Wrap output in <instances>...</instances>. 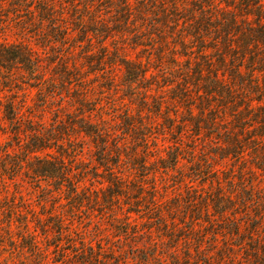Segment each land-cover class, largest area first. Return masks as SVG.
I'll return each mask as SVG.
<instances>
[{
	"label": "rangeland",
	"instance_id": "obj_1",
	"mask_svg": "<svg viewBox=\"0 0 264 264\" xmlns=\"http://www.w3.org/2000/svg\"><path fill=\"white\" fill-rule=\"evenodd\" d=\"M86 3L93 5L95 10L101 9L97 13L105 20L114 14L113 9L106 8V3L101 4L100 0L81 1L80 6ZM235 4L226 7L223 0L220 6L244 14V8ZM3 6L10 9L7 4ZM7 14L1 19L0 42L31 48L45 77H51L58 62L53 59H56L57 51L43 46L33 34L21 30L12 13ZM261 15L264 16V12ZM248 18L253 20L257 16L248 15ZM259 20L264 24L262 17L256 21ZM76 35L74 32L72 38ZM170 35L163 38L159 50L164 54L160 60L156 58L158 44L153 48L142 45L132 48V42L122 41L119 35L106 40L108 56L117 48L119 57L122 54L132 61H140L147 69L146 79L132 83L122 65L105 64V68L97 72H94L97 66H87L83 57L91 53L95 59L99 47L96 39L91 48H75L67 62L83 75L85 82L79 88L90 89L89 98L99 101L97 107L100 110L96 108L92 113L83 114L79 110L75 95L80 91L74 89L65 92L64 98H56L60 109L52 103L39 104L38 91L26 83L29 75L21 66H0V122L4 130L0 131V264H81L82 257L94 255L99 252V247L107 256L106 264L114 259L118 264H144L145 257L152 259L149 264H173L172 254L176 255L177 264H182L181 247L178 252L168 251V238L160 236L154 228L149 236L132 238L123 234L125 227L120 225L128 208L132 210L129 221L139 232L151 221L149 217H155L161 211L169 226L174 221L172 226L176 229L184 226L181 221H187L190 226L192 223L195 234L206 237H212V231L218 229L220 247L227 237L228 240L235 239L225 232L231 222L239 228V242L247 239L254 223L264 226V67L258 70L252 63V68L247 69L251 63L246 62L238 76L230 71L232 66L228 64V58V65H219L214 49L210 47L201 53L196 43H190L188 51L192 53L188 52L190 54L186 56L182 54L184 50L177 53L182 48L172 43L175 35ZM83 44L86 46V42ZM88 49L91 51L85 52ZM196 64L201 75L194 72ZM212 69L224 80L223 84L233 88L232 96L221 91L220 94L205 92ZM10 100L15 101L22 116L14 127L8 120L1 119L4 105ZM246 105L254 109L248 112L244 110ZM29 116L42 132L53 127L55 116L64 123L81 116L92 122L101 119L111 134V151L115 155L120 153L125 162L121 175H116L123 191L118 202L109 201L114 185L95 159L96 147L92 139L74 128L60 132L57 145L62 142L75 149L73 157L62 152V158L67 163L72 161L70 165L74 171L86 170L83 175L76 176L80 179V189L89 191L90 199L71 203L64 199L62 190L65 187L57 191L52 179L36 181L24 172L27 168L14 169L9 163L11 158L21 157V152L25 151L17 144L16 133L19 132L21 143H25L24 119ZM144 134L148 135L149 143H153L143 150L140 140ZM113 143L114 147L117 144L121 148L117 149L116 145L112 149ZM238 147L243 151L239 157L234 153ZM144 151L148 152L147 157H144ZM46 152L53 156L60 154L54 147L39 154ZM172 156L176 157L175 166L170 161ZM30 157L27 155L26 159ZM133 157L141 158L143 166L154 172H140L144 169L134 166ZM92 167L100 174L92 175ZM219 205L223 217L216 210ZM155 207L157 212L156 209L148 212L149 208ZM137 209L139 212H135ZM19 216L23 220L26 217L40 253L30 251V238L17 221ZM58 222L61 234L56 226ZM261 226L259 235L263 236ZM232 227L228 231L231 232ZM261 243H264L263 239ZM232 247L235 249L231 252L232 264H255L249 256L245 260L242 250ZM161 253L166 254L159 258ZM212 263L222 264L215 260Z\"/></svg>",
	"mask_w": 264,
	"mask_h": 264
},
{
	"label": "trees",
	"instance_id": "obj_2",
	"mask_svg": "<svg viewBox=\"0 0 264 264\" xmlns=\"http://www.w3.org/2000/svg\"><path fill=\"white\" fill-rule=\"evenodd\" d=\"M81 1L85 0H0V28L3 26V23H1L3 15L12 13V17L16 20L15 24L21 30L33 34L43 46L57 51V57L53 59H58V62L52 70L53 74L51 77H45L44 71H41L39 60L35 57V53L31 48L24 44L7 45L0 42V66L5 68L21 66L29 75L26 83L38 91L37 96L41 105H50L52 103L56 104L60 109L61 105L56 101V98L58 96L64 98L65 92H70L74 89L80 91L75 95V101L79 104L80 109H78L83 114L87 111L91 113L96 112L94 111L96 108L98 111L100 110L97 107L99 101L96 99L91 100L87 94L90 89L79 88L85 82L82 79L83 75L78 73L76 68L70 67L67 62L75 48H80V46L91 48L94 45L93 39H96L99 44L97 56L95 55V59H93L90 53L84 55L83 58L86 60L87 66H97L94 68V72L103 70L105 64L107 66L118 64L124 66L125 75L131 83L138 79H146L147 69H145L140 61H132L122 54L119 57V53L116 52L117 48L112 55L108 56L106 40L114 38L116 35H119L122 41H131L133 44L132 48L141 45L153 48L155 44H158L156 58L159 60L163 58L164 54L159 50L163 44V38L167 34H172L170 37L175 35L172 43L178 44L182 48L180 52L175 50L177 53H181L183 50L182 54L185 56L192 53V51H188L190 43H196L197 50L201 53L204 49L210 47L214 49V53L217 56L216 61L219 65L230 64L232 66L230 71L238 76H240L241 67L246 62L251 63L247 69L252 68V63H254V66L258 70L264 67V24L260 20L256 21L260 17L264 19V16L261 15L264 12L263 0H237V5L234 3L235 0L231 4L225 0L226 7L235 4L236 7L239 5L244 8L245 13L241 15L237 14L234 10H227L221 7L220 3L223 0H219L218 2L215 0H134V2L130 0H100L101 4L106 3V8L113 9L114 14L109 15L110 17L107 20L102 18L99 15L100 13H97L101 9L95 10L93 5L89 3L80 6ZM57 3L59 4L58 7ZM3 4H7L10 9L5 8ZM240 10L243 11V9ZM3 12L6 13L3 14ZM67 14H70V20ZM253 14L257 18L250 20L248 15ZM74 32L77 35L72 38ZM147 40L149 43H146ZM84 42H86V46L83 44ZM90 51L88 49L85 52L89 53ZM227 58L229 60L228 64L226 62ZM92 60L96 62L93 63ZM204 62L207 66L209 65L206 59ZM194 72L198 73V75L202 74L197 64L194 66ZM209 73L211 75L209 76V81L206 83L205 92L220 94L219 91H221L232 96L233 88L223 84L224 80L219 77L218 72H214L212 69ZM221 76L224 78V71H222ZM239 86L243 88L241 85ZM240 90L243 92V89ZM258 100L260 101L261 99ZM252 109L254 108L250 105H246L244 108L248 112H251ZM53 111H56V109H53ZM2 115L1 119L8 120L11 125L13 124V127L16 126L15 124L20 123L22 117L20 109L14 100H10L4 105ZM97 115L99 116L100 114L97 113ZM32 122V116L24 119L25 128L23 131L26 132L24 133L26 136L25 143H21L18 136L19 132L16 133L17 144L19 147H23L25 151L21 152V157L14 156L11 158V162L9 163L14 169L27 168V171L24 172L31 175L36 181L40 178L52 179L57 191H61L62 187H65L62 190L65 192L64 199L71 203H83L85 200L90 199L89 191L80 189V179L76 176L83 175L86 173V170L76 172L71 169L73 167L70 165L72 161L67 163L62 158V152L67 156L73 157L75 149L71 146L66 147L62 142L57 145L59 142L58 134L63 130L67 132L69 128H74L92 139L96 147L94 152L95 159L103 167L105 175L112 178L109 179V182H113L114 185V189L109 196L110 199H108L109 201L114 200V202H118L119 196L123 191L119 185L120 178L116 175H121L122 165L125 162L120 153L115 155L111 151L109 143L111 134L102 125L103 121L101 119L92 122L90 119H85L81 116L77 120L70 119L69 122L67 121L68 123H64L58 119V116H55L54 122L51 125L53 127L45 132L40 131ZM1 128L0 122V131L4 132ZM69 140L70 143H73L71 139ZM151 142L153 143V141ZM150 143L148 135H142L140 144L143 150L145 148L148 149ZM66 144L70 145L68 141H66ZM71 145H74V143ZM116 145L114 147L113 143L112 149H115ZM117 146V149L121 148L120 145ZM53 147L57 148V151L60 152L59 156H53L51 152H46L44 155L39 154L47 148ZM241 150L238 147L234 153L239 157L243 153ZM146 152L144 151V157L149 155ZM27 155L31 157L26 159ZM140 159L132 158L135 167L144 169L140 172H154L152 168H145ZM129 160L131 161V159ZM175 160L176 157L174 156L170 159L172 163ZM163 162L166 163L165 159H163ZM172 166H175V163ZM91 170L92 175L100 174L96 170V167H92ZM108 189L111 190L110 187ZM60 194L58 192V196ZM56 198L58 197L56 196ZM221 208V205H219L216 207V210H219L220 217H223L224 215L222 216L221 214L223 213L220 211ZM154 209L157 212L156 207L149 208L148 212ZM126 211L127 214H125L120 225L125 227V230H123L124 235L132 238L142 235L149 236L152 228H154L160 236L168 238L169 242L167 243L170 244L168 251L178 252L179 247H181L183 252L182 264H213L212 260H215L217 263L221 261L222 264H232V258L234 257H232L231 252L234 253L235 250L232 246H236L237 250L243 251L245 260H248L249 256L255 264H264V243H261L262 239L264 240V235H259L261 224L259 225L258 222L252 225V232L247 235V239L243 242H239L241 235H239L238 226L232 225L233 222H231L229 229L227 228L225 232L229 236L232 234L235 239L230 238L228 240L227 237L225 243L223 242L222 247H220L217 234L221 233H219L218 229L212 231L210 234L212 237L195 234L194 226L192 223L191 226L187 225V221H181V224L184 226L176 229L172 226L174 221L169 226L170 224L160 211L155 217H149V219L152 218L151 221L148 222V225L140 233L136 230L138 229L136 225H132L129 221V213L132 212L131 208H128ZM135 212H139L138 209ZM24 218L23 220V217L19 216L17 221L21 224L23 232H26L30 238V242L28 241L30 251L38 254L40 253L38 242L35 240V235L30 232L26 217ZM19 219L23 221H19ZM58 224L56 226L59 228V234H61L62 228L60 222ZM231 226L233 227L230 232L228 230H230ZM262 228H264L263 225L261 226ZM192 232L194 233L193 236L191 235ZM242 236L244 237V235ZM101 252L102 250L99 247V252H96L94 255L90 253L82 257L81 264H106L107 260L105 258L107 256H104ZM162 254L166 253H161L159 258L162 257ZM115 260L109 264H118ZM151 260V258L145 257L143 262L144 264H149ZM177 260L176 255L172 254V263L177 264Z\"/></svg>",
	"mask_w": 264,
	"mask_h": 264
}]
</instances>
